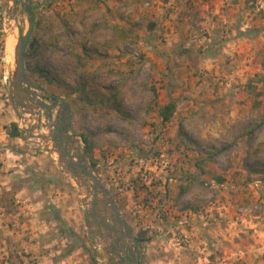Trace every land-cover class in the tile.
Here are the masks:
<instances>
[{
  "label": "rangeland",
  "instance_id": "374dc122",
  "mask_svg": "<svg viewBox=\"0 0 264 264\" xmlns=\"http://www.w3.org/2000/svg\"><path fill=\"white\" fill-rule=\"evenodd\" d=\"M7 9L0 0V264H109L46 116L11 100L19 28ZM34 9L28 71L41 95L70 104L84 151L81 134H97L85 153L139 239L140 264H264V1L34 0ZM170 102L177 110L163 122ZM13 122L22 136L9 135Z\"/></svg>",
  "mask_w": 264,
  "mask_h": 264
},
{
  "label": "water",
  "instance_id": "95a60500",
  "mask_svg": "<svg viewBox=\"0 0 264 264\" xmlns=\"http://www.w3.org/2000/svg\"><path fill=\"white\" fill-rule=\"evenodd\" d=\"M10 2H13L11 7ZM20 3V0H7L9 18L16 22H19ZM23 4L28 15L29 28L24 31L19 25L18 42L14 48L11 100L17 109L19 107L23 113L37 116L40 121H42L43 114L46 116L50 132L49 138L55 143L54 151L59 155V166L70 175L81 190H84L85 197L82 202L86 211L87 227L92 231L94 225L100 224L106 231L110 230L111 234L106 237L114 238L115 253L123 260L118 252L121 243L117 238H133L136 243L140 242L134 235L131 225L123 216L113 193L96 174L88 155L72 135L69 121L70 104L64 99L59 100L58 97L47 98L36 89L26 60L31 37L36 27L34 0H24ZM59 102L61 106L57 107ZM62 118L64 119L63 123L60 122ZM43 138L48 137L45 135ZM107 218L113 221L114 226L108 222ZM100 236L105 237L103 234Z\"/></svg>",
  "mask_w": 264,
  "mask_h": 264
},
{
  "label": "trees",
  "instance_id": "16d2710c",
  "mask_svg": "<svg viewBox=\"0 0 264 264\" xmlns=\"http://www.w3.org/2000/svg\"><path fill=\"white\" fill-rule=\"evenodd\" d=\"M38 25H39V23L37 22L36 23V27ZM153 25L154 24H152L151 27H153ZM259 80L260 81H264V76H261ZM146 87L148 89H150V90H153L155 92V87H154V85L152 83L147 85ZM251 88L252 89H256V86L252 85ZM87 99H90V98L87 97ZM176 110H177L176 102H170V103L166 104L160 111V114H161L163 122L170 121L172 119V117L174 116ZM9 135L11 137H20V136H22V130L19 127L18 123H16V122L11 123L10 130H9ZM96 137H97V134L94 133V132H83L81 134L82 141L85 144V151H86V153L89 156H93V153H94L95 149L97 148ZM94 165H96V162H94ZM192 187H193V184H190V183L181 184L180 185L179 195H184V194L188 193ZM53 212H54L53 213L54 219L57 222L64 223V220L61 217V214L57 210L56 207H54ZM142 235H140L139 238H144Z\"/></svg>",
  "mask_w": 264,
  "mask_h": 264
},
{
  "label": "flooded vegetation",
  "instance_id": "af4514ba",
  "mask_svg": "<svg viewBox=\"0 0 264 264\" xmlns=\"http://www.w3.org/2000/svg\"><path fill=\"white\" fill-rule=\"evenodd\" d=\"M60 122L63 123L64 119L62 118ZM107 220L112 226H114V223L111 219L107 218ZM90 233L92 234V236H96L99 240L101 241L103 240L107 243L106 245L107 247L104 249L110 258L109 264H140L141 263L142 257H141V252L139 251L140 243H136L133 240V238H117L121 243L120 248L118 250L119 254H121V256L123 257V260H121L119 256L115 253L116 246L114 244L115 242L113 241L114 238L106 237V235L111 234L110 230L106 231L102 225L98 224V225H94ZM100 234H103L105 237L102 238Z\"/></svg>",
  "mask_w": 264,
  "mask_h": 264
},
{
  "label": "bare ground",
  "instance_id": "6f19581e",
  "mask_svg": "<svg viewBox=\"0 0 264 264\" xmlns=\"http://www.w3.org/2000/svg\"><path fill=\"white\" fill-rule=\"evenodd\" d=\"M13 21V23L15 22V30L17 29V28H19V25L21 26V24H20V21L19 22H16L14 19L12 20ZM14 27V26H13ZM11 39V38H10ZM11 41H13V39L11 40ZM8 45V44H7ZM23 121H25V119L23 118ZM55 132V129L53 130V133Z\"/></svg>",
  "mask_w": 264,
  "mask_h": 264
},
{
  "label": "built area",
  "instance_id": "2783aa9c",
  "mask_svg": "<svg viewBox=\"0 0 264 264\" xmlns=\"http://www.w3.org/2000/svg\"><path fill=\"white\" fill-rule=\"evenodd\" d=\"M141 162L143 163V162H144V160H141ZM120 190H123V188H120Z\"/></svg>",
  "mask_w": 264,
  "mask_h": 264
}]
</instances>
